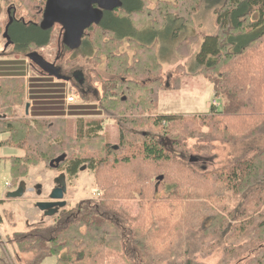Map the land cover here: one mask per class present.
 I'll list each match as a JSON object with an SVG mask.
<instances>
[{
  "label": "trees",
  "instance_id": "obj_1",
  "mask_svg": "<svg viewBox=\"0 0 264 264\" xmlns=\"http://www.w3.org/2000/svg\"><path fill=\"white\" fill-rule=\"evenodd\" d=\"M39 1H26L38 22L18 20L16 10H9L14 21L8 34L18 54L48 46L60 26L43 27L47 0ZM180 1L179 8L189 13L203 0ZM143 9L142 1L140 5L138 0H125L84 34L83 39L97 27L95 40L101 44L102 34H113L120 50L119 32L124 26L131 29L127 38L135 49L133 63L127 53H111L118 47L103 49L107 71L121 78L122 92L112 95L106 87L103 104L107 111L123 116L119 149L101 144L103 158L91 163L101 175L99 199L83 204L78 217L61 219L48 228L39 226L28 235L36 242L28 245L27 252L37 251L35 264L49 257L56 258L55 264H206L217 251L222 256L216 264H264V89L260 84L254 93L256 74L242 71L249 66L259 72L258 77L264 76V52L258 50L264 44V0H225L215 11L218 32L205 36L195 61L201 73L219 75L215 97H226L228 106L219 110L213 105L201 117L211 131L203 137L194 135L191 122L179 116L150 115L158 102L163 68L155 48L137 38L143 31L129 19ZM171 9V4L160 2L157 13L167 15ZM119 12L129 17H120ZM61 48H68L63 38ZM7 71L8 77L0 79V136L6 134L8 139L0 147L9 142L24 153L8 158L13 177L26 175L31 163L52 162L60 156L65 163L67 141L90 144L100 137L102 127L96 122L77 120L74 140L66 133L64 120L19 118L15 108L22 104L24 85L13 77L12 69ZM179 82L171 89H178ZM190 139L246 150L207 173L194 170L195 162L186 157ZM84 159L67 162L71 176Z\"/></svg>",
  "mask_w": 264,
  "mask_h": 264
},
{
  "label": "rangeland",
  "instance_id": "obj_2",
  "mask_svg": "<svg viewBox=\"0 0 264 264\" xmlns=\"http://www.w3.org/2000/svg\"><path fill=\"white\" fill-rule=\"evenodd\" d=\"M26 1L29 0H0V79L7 78L6 75L9 72L7 70L15 68L12 71L14 73L13 77L18 76L22 80L21 82L24 85L22 104L15 108L18 117L28 121L36 119L64 120L66 133L72 138L77 136L76 122L80 119L86 122L100 123L102 131L98 139L92 140L95 143L75 144L72 141H67V148L64 147V149L69 154V158L58 169L51 168L49 161H40L31 163L24 176H12L11 161L8 159L21 156L24 153L14 149L13 146L9 145V142L0 147V261L5 264H35L37 251L27 252V247L34 245L36 241L29 239L28 235L31 232L36 233L39 226L43 225L42 228H48L56 226L61 219L63 221V219L78 217L79 208L83 204L90 201L95 202L99 199L98 185L101 181V175L99 171H93L90 166L92 161L97 163L99 159L103 158L101 144L102 147L109 146L111 149L114 147L119 149L120 120L123 119V116L111 113L103 106L106 98V87L112 95L118 94L119 96V92H122L119 89L121 78L107 71V55L103 52V49L118 47L111 53L114 55L127 53L130 63H133L135 52V49L130 48V40L127 38L131 31L128 26H124L119 32V35L123 38L120 50L119 42L114 41L113 34H102L100 36L102 44L95 40V30H98V28L93 27L87 32L88 36L84 41L79 43L78 49L73 52H70L68 48H61L62 28L56 26L51 43L48 46L27 52L37 51L48 62L55 63L61 74L70 78L71 81L67 83L54 77H48L31 63L27 53H16L14 46L5 49L6 39L4 33L9 21V10L12 12L16 10V19L18 20L38 22L37 13L29 11L28 7L30 5H27ZM138 1L140 5L141 1L144 3L143 13L129 18L138 31H149L147 36H156L157 33L162 31L165 24L167 25L171 20H174L178 27L176 38L161 37V41L166 42V44L162 45L160 40L150 44L155 48L163 68L158 102L150 115L179 116L181 119L191 122L189 124L194 128V135L210 136V128L200 120L201 117L211 111L214 102L219 104V110H222L223 107L228 106V101L224 96L215 97L214 83L219 79V75L208 72L201 73V68L196 65L195 56L205 36L217 34L215 11L225 0H203L200 5L194 6V9H191L189 13L183 11L182 7L179 8V5H181L179 0ZM160 2L171 4L173 9L168 11L167 15L166 13L160 15L157 13ZM39 3L42 4V1L40 0ZM152 11L156 13H152ZM29 12L31 15H28ZM119 16L129 17V15L122 12H119ZM125 23L126 21L120 25ZM138 37L142 39L146 38V35H138ZM258 50L262 51L263 55L264 44ZM57 56L60 57L59 60ZM242 71L245 75L250 72L256 74L254 93L258 92L260 84L264 89V76L258 77L259 72L251 70L249 66L245 68L243 66ZM81 79L84 81L83 84L80 82ZM176 80L180 81L179 88L173 90L171 88L175 87L176 83L174 82ZM124 93L126 94V92ZM71 94H76L78 99L76 103L66 106L65 95ZM56 103L57 105H52ZM27 104L31 106L29 113L26 110ZM51 105L56 107L48 108ZM75 108L83 109L77 110ZM188 127L189 125H187ZM188 133L190 132L188 131ZM215 136L219 137L218 134H215ZM7 139L8 135L6 134L0 136V142H6ZM187 145L186 157L198 158V161L193 165V169L204 170L207 173L216 172L223 168L233 156H237L240 152L246 150L244 146L233 148L220 141L205 142L197 139L188 140ZM73 157H85L75 176H71L67 171V162L72 160ZM84 167L86 169L82 170ZM102 172L104 173V169ZM61 174H65L67 178V193L64 196L66 206L60 209L55 216L47 217L43 211L36 207V204L37 202L50 200L51 192L57 187L55 179ZM21 183L26 185L25 195L18 199L7 198V195L15 191ZM39 184L42 185V194L40 195L36 189ZM113 198L114 196L111 194L110 199ZM63 252H66V250H63ZM221 256L222 252L217 251L204 262L206 264H216ZM55 261V257H49L42 264H55Z\"/></svg>",
  "mask_w": 264,
  "mask_h": 264
},
{
  "label": "water",
  "instance_id": "obj_3",
  "mask_svg": "<svg viewBox=\"0 0 264 264\" xmlns=\"http://www.w3.org/2000/svg\"><path fill=\"white\" fill-rule=\"evenodd\" d=\"M121 0H47L44 22L42 23L45 29L59 24L64 31L63 43L72 50L78 49V45L82 42L85 32L93 25H98L105 12L112 11L114 8L121 7ZM9 22L5 28L4 38L6 39L5 49L12 46L13 42L8 34V29L14 21V17L9 11ZM77 44V46H76ZM31 63L38 67L45 75L54 77L58 80L70 81V78L61 74L60 69L55 63L48 62L37 51L27 54ZM30 105H26L29 110ZM118 149L117 147H114ZM65 160L64 156H60L50 162V167L58 169L61 163ZM198 159L191 156L190 162H197ZM86 168H82L85 170ZM161 176L159 180H162ZM57 187L50 195L51 202H37L36 207L45 213V216L52 217L59 213L60 209L66 206L64 196L67 193V178L65 174H61L55 179ZM38 194H42V185L36 186ZM26 185L21 183L19 187L7 195L9 199H18L25 195Z\"/></svg>",
  "mask_w": 264,
  "mask_h": 264
},
{
  "label": "crops",
  "instance_id": "obj_4",
  "mask_svg": "<svg viewBox=\"0 0 264 264\" xmlns=\"http://www.w3.org/2000/svg\"><path fill=\"white\" fill-rule=\"evenodd\" d=\"M169 22V21H168ZM177 25L174 23V20H171L170 21V23H167V26L165 27V28H163L162 29V31L161 32H159V33H157L156 34V36H153V35H150V36H147L148 34L147 33H149V31H146V32H142L141 34H139V36H141V35H146V38H140V37H138L137 36V38L138 39H140V41H142V42H145L146 44H151V42L153 43V42H155L156 40H160L161 41V37L163 38V37H170V38H176L177 37ZM151 33V32H150ZM82 41H84V39H82ZM203 42V41H202ZM202 42H201V44H202ZM161 43H162V45L163 44H166V42L164 43L163 41H161ZM201 46V45H200ZM163 49V48H162ZM199 50H200V47H199ZM199 50H198V52H199ZM76 51V50H75ZM166 51V50H165ZM160 52H161V50H160ZM163 54V53H162ZM197 55V54H196ZM195 58H196V56H195ZM14 69L15 68H12V71H14ZM49 77V76H48ZM58 80V79H57ZM59 81H64V82H70V81H65V80H59ZM82 84L84 83V81L81 79V81H80ZM168 86H169V84H167ZM66 96H68V95H65V98H64V100H65V103H66ZM217 104V103H216ZM69 104H67L66 103V106H68ZM218 109H219V104H217V105H215ZM31 107V106H30ZM30 107H29V110H30ZM52 108H53V106H52ZM27 110V109H26ZM29 110H27V113H29Z\"/></svg>",
  "mask_w": 264,
  "mask_h": 264
},
{
  "label": "built area",
  "instance_id": "obj_5",
  "mask_svg": "<svg viewBox=\"0 0 264 264\" xmlns=\"http://www.w3.org/2000/svg\"><path fill=\"white\" fill-rule=\"evenodd\" d=\"M77 99H78V96L76 94L68 95V96H66V103L67 104L76 103ZM214 105H217V104L214 102ZM7 185L10 187L9 184H7Z\"/></svg>",
  "mask_w": 264,
  "mask_h": 264
},
{
  "label": "flooded vegetation",
  "instance_id": "obj_6",
  "mask_svg": "<svg viewBox=\"0 0 264 264\" xmlns=\"http://www.w3.org/2000/svg\"><path fill=\"white\" fill-rule=\"evenodd\" d=\"M121 3H122V5H124V3H125V0H121ZM52 193V192H51ZM51 195V194H50ZM49 198H50V196H49ZM52 201V199H50V200H47V201H42V202H51ZM45 214V213H44Z\"/></svg>",
  "mask_w": 264,
  "mask_h": 264
}]
</instances>
